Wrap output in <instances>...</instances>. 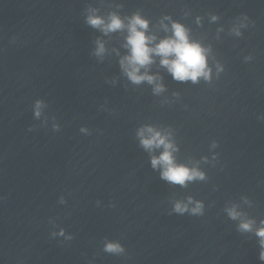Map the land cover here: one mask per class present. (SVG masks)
Here are the masks:
<instances>
[{
	"label": "clouds",
	"instance_id": "9594fccd",
	"mask_svg": "<svg viewBox=\"0 0 264 264\" xmlns=\"http://www.w3.org/2000/svg\"><path fill=\"white\" fill-rule=\"evenodd\" d=\"M96 10L91 9L94 13ZM165 19H170L165 17ZM216 17H213L215 20ZM122 19L117 13L113 12L104 18L100 15L89 14L86 23L92 28L99 29L105 35L115 33L126 29L125 44L123 45L128 54L120 60V66L127 78L134 84L147 82L153 85L154 94H159L165 90L164 85L159 83V76L148 74L147 69L155 63V58L159 57V63L172 75V78L179 82L191 81L197 83L200 78L210 80L211 69L208 66V54L210 48L204 47L200 42L190 39L189 30L181 23L171 22V35L158 40L154 34H148L149 21L144 19L138 13L131 17ZM161 26L167 32L169 26L161 22ZM240 33L237 31L236 33ZM97 48L95 55L101 56L105 52V45L102 41H96ZM141 69L145 71L142 73ZM43 102L37 101L35 105V115H41ZM140 145L148 152L154 149H162L160 154L151 157V166L153 169H160V178L182 187H186L188 182L197 179H205L203 172L197 168L177 163L174 153L178 151L174 143L170 140L169 134L163 133L152 126H144L137 132ZM188 203H193L191 197ZM176 213L183 214L190 211L191 214H202L203 204L195 202V206L190 210L188 204L176 202L173 209ZM229 217L233 220L239 219L243 213L237 210L236 206L226 209ZM261 226L254 228L255 221L251 219L242 220L239 224V230L242 232L255 231L259 237L261 246L260 259L264 260V220L260 222ZM104 251L110 254H119L124 251L118 242H107Z\"/></svg>",
	"mask_w": 264,
	"mask_h": 264
}]
</instances>
